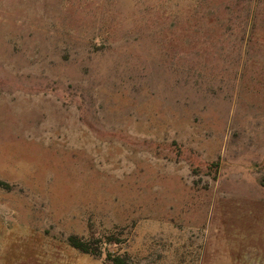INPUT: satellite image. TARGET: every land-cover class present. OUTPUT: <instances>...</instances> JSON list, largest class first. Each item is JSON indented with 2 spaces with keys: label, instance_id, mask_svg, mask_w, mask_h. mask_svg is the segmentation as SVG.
<instances>
[{
  "label": "rangeland",
  "instance_id": "obj_1",
  "mask_svg": "<svg viewBox=\"0 0 264 264\" xmlns=\"http://www.w3.org/2000/svg\"><path fill=\"white\" fill-rule=\"evenodd\" d=\"M109 256L264 264V0H0V264Z\"/></svg>",
  "mask_w": 264,
  "mask_h": 264
},
{
  "label": "trees",
  "instance_id": "obj_2",
  "mask_svg": "<svg viewBox=\"0 0 264 264\" xmlns=\"http://www.w3.org/2000/svg\"><path fill=\"white\" fill-rule=\"evenodd\" d=\"M69 244L76 250L85 253V254H92L96 255L97 251H95L87 242L83 241L82 239H79L78 237H70L69 238ZM110 261L112 264H127L125 260H123L120 257H112L109 256Z\"/></svg>",
  "mask_w": 264,
  "mask_h": 264
}]
</instances>
